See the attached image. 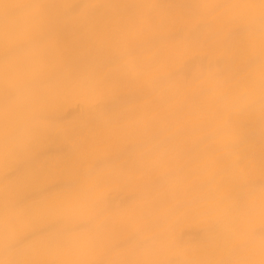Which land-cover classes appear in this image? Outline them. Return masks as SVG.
<instances>
[{
	"label": "clouds",
	"instance_id": "1",
	"mask_svg": "<svg viewBox=\"0 0 264 264\" xmlns=\"http://www.w3.org/2000/svg\"><path fill=\"white\" fill-rule=\"evenodd\" d=\"M24 7L50 33L68 29L101 43L132 28L211 32L246 72L237 85L215 59L178 70L191 95L182 111L213 115L195 129L172 126L146 148L149 164L162 161L155 195L139 198L123 219L106 220L100 195L112 178L97 164L93 174L81 173L85 223L53 226L35 240L0 225V264H264V0H42ZM129 58L146 76L157 55L125 47L84 82L50 79L30 44L13 47L0 32V169L19 161L21 179H30L35 146L51 131L82 127L83 117H64L76 96L118 100L116 114L124 117L136 104L121 96Z\"/></svg>",
	"mask_w": 264,
	"mask_h": 264
},
{
	"label": "bare ground",
	"instance_id": "2",
	"mask_svg": "<svg viewBox=\"0 0 264 264\" xmlns=\"http://www.w3.org/2000/svg\"><path fill=\"white\" fill-rule=\"evenodd\" d=\"M39 2L42 0H0V32L13 47L21 41L30 44L42 57L37 69L50 79L84 82L98 70L99 62L117 60L125 47L156 54L157 60L145 76L137 71L136 61L128 59L130 83L121 96H132L136 104L124 117L116 114L118 100L104 95L76 96L64 117H83L82 127L70 135L51 131L35 146L30 179H21L25 166L19 161H9L0 169V225H10L20 238L34 240L46 237L53 226L77 229L85 223L81 173L93 174L97 164L112 178L100 195L106 220L123 219L139 198L155 195L163 173L162 161L149 164L146 148L164 141L172 126L195 129L213 115L207 109L182 111L191 103V95L186 80L177 79L178 70L192 65L208 67L215 59L237 85L243 84L246 72L242 63L234 62L216 43L211 32L193 37L177 26L157 32L132 28L118 40L101 43L68 29L48 32L36 22L35 13L24 7ZM92 111L96 112L94 119ZM192 155L188 153L189 158Z\"/></svg>",
	"mask_w": 264,
	"mask_h": 264
}]
</instances>
